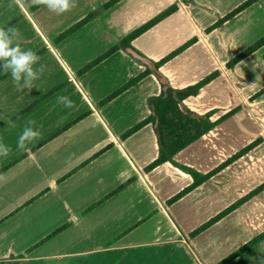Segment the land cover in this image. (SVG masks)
I'll list each match as a JSON object with an SVG mask.
<instances>
[{"label":"crops","instance_id":"1","mask_svg":"<svg viewBox=\"0 0 264 264\" xmlns=\"http://www.w3.org/2000/svg\"><path fill=\"white\" fill-rule=\"evenodd\" d=\"M15 1L21 12L16 14L23 17L14 25L23 37L21 47L40 55L46 70L31 90H19L10 76L0 81V140L12 148L7 157H0V264H217L259 234L246 225L244 202L191 236L233 204L234 195L236 201L243 197L230 193L234 186L223 169L227 165L172 201L192 183L191 176L170 162L145 170L157 156L149 123L123 137L149 115L146 100L159 93L155 77L149 74L101 103L144 67L117 50L82 71L136 27L128 23L131 26L118 38L115 25L125 17L119 15L114 24L110 16L127 12L122 7L130 0L118 1L63 38H58L62 32L109 0H95L98 4L88 6L90 0H78L84 1L83 8L71 21L63 18L69 12L59 17L31 0ZM188 6L199 22L196 14L205 13L204 5L191 0ZM44 9L47 12L40 13ZM164 19L131 42L151 60H159L191 38H196L192 51L211 46L196 31L181 41L180 33L160 25ZM12 22L7 13H0V27ZM219 29L208 32L205 39H212ZM156 41L166 43V53L153 54L148 46ZM172 60L158 70L174 88L210 74L172 85ZM2 72L0 68V76ZM61 95L70 97L74 107L58 103ZM29 119L37 122L41 135L19 150L17 141ZM205 135L175 154L176 165L204 175L221 164H213L212 152L204 147ZM260 249L264 251V239L226 264H259Z\"/></svg>","mask_w":264,"mask_h":264},{"label":"rangeland","instance_id":"2","mask_svg":"<svg viewBox=\"0 0 264 264\" xmlns=\"http://www.w3.org/2000/svg\"><path fill=\"white\" fill-rule=\"evenodd\" d=\"M4 1L5 3L1 4ZM90 1L87 6L91 3L98 4V1ZM162 1V3H149V0H130L126 7H122V10H127V12L110 13L114 24L119 21V15L125 17L123 21L115 25L116 36L121 38L126 27L132 24L134 27L142 24L158 14L155 10L169 3L165 6L167 8L173 3H170L171 0ZM242 1L244 0H199V4L204 5L202 9L205 13H197L199 22H195L192 13L188 11L190 1L184 3L183 0H176L177 12L172 13L160 24L180 33L181 41L196 31L205 44L207 41L211 43V46L207 45V49L201 47L194 51L190 44L188 49L171 58L170 60L173 59L172 62H174L172 70H174L175 77V81L171 83L172 85H183L216 71V76L212 81L202 87L196 96L185 99V104H183L197 114L209 113L211 121L230 112L229 116L222 119L206 135L204 134L203 141L204 147L212 152L210 157L213 164H227L223 169L232 177L230 185L234 186L229 191L230 193L237 192L239 197L264 185V92L257 94L264 87V49L257 54H251L247 60L231 68H227L225 63L264 35V0H259L258 3L218 26L220 29L212 34V39H205L208 32L199 29L207 24L211 25ZM76 5L75 13L70 11L64 14V20L71 21L75 17L76 10L81 11L83 8L84 1L77 0ZM86 8L88 10V7ZM46 12L47 9H44L40 13ZM0 13H7L8 18L14 20V24L13 22L8 23L12 26L23 18H20L21 14H16L21 12L14 1L0 0ZM128 23L131 25L127 26ZM152 35L156 33L153 31L151 34V39L154 41ZM165 45L166 43L156 41L148 47L153 54L158 55L166 53L167 50L163 48ZM254 140H256L255 144L247 152L232 160L231 157ZM232 199L236 202V195ZM243 214L246 225L253 234L264 231V188L245 201ZM257 251L259 264H264V251L262 249Z\"/></svg>","mask_w":264,"mask_h":264},{"label":"trees","instance_id":"3","mask_svg":"<svg viewBox=\"0 0 264 264\" xmlns=\"http://www.w3.org/2000/svg\"><path fill=\"white\" fill-rule=\"evenodd\" d=\"M118 1L120 0H109L104 4H102L101 6H99L94 11L87 13L82 19H80L78 22L70 26L66 31L62 32L58 38H63L67 36L68 34L75 31L79 27L83 26L84 24H86L88 21H90L91 19H93L103 11L110 8ZM188 1L191 0H183L184 3H187ZM258 1L259 0H244L243 2L235 6L232 10H230L229 12L221 16L219 19H217L215 22H213L209 27H207L205 29L206 32H210L211 30L217 28L221 24L227 22L228 20L236 16L239 12L243 11L244 9H246L247 7ZM176 9H177V5L175 3L169 5L167 8H165L164 10H162L152 18L148 19L147 21L133 28L123 38H121L117 44L109 48L102 55L95 58L89 64H87L85 67L82 68V71L88 70L89 68L93 67L94 65H96L97 63H99L104 58H106L107 56H109L110 54H112L117 50H122L133 60H135L144 67V69L138 75L129 78L122 86H120L114 92H112L107 97H105L101 103H105L111 100L112 98H114L121 92L125 91L126 89L130 88L131 86L136 84L140 79H142L143 77L149 74H152L155 77V79L159 84V93L154 96H149L146 100L147 107L149 109V115L141 122L137 123L128 131H126L123 137H126L134 133L139 128L149 123L156 136L157 156L155 160H153L145 168V170L148 171L151 168L160 165L164 162H170L171 164L175 165L176 167H178L179 169L183 170L184 172L188 173L191 176L192 183L186 189L181 191L179 194L175 195L171 199L172 201L178 199L181 195L199 186L200 184L205 182L208 178H210L215 172H217V170L227 165L226 163L225 164L221 163L219 166H217L213 170L203 175L189 167H185L183 165H176V163L173 161V157L180 150H182L186 146L198 140L202 135L212 130L216 125L220 123L222 119L230 115V112H227L218 119L211 121L209 119L210 117L209 113L197 114L189 110L183 104V101L188 97L196 96L199 90L216 76V71L208 74L207 76L203 77L202 79H200L199 81H197L192 85H188L183 88H174L168 83L167 78L163 76L158 70L161 65L166 63L168 60H170L178 53L186 49L190 44H192L195 41V38H191L190 40H188L187 42H185L184 44H182L181 46H179L178 48L171 51L170 53L163 56L157 61L151 60L150 58L146 57L142 52H140L139 50H137L132 46L131 42L134 39L139 37L141 34L149 30L151 27H153L155 24H157L158 22H160L161 20H163L173 12H175ZM262 46H264V35L258 40H256L254 43L247 46L246 48L238 52L236 55L231 57L225 63L226 67L231 68L235 66L237 63L247 58L249 55L257 51ZM8 76L10 75L2 74L0 76V81L4 80ZM263 92H264V87L261 88L257 92V94L260 95ZM256 140L249 143L246 147H244L233 157H231L232 160L233 158H236L237 156L247 152L253 146V144H255ZM103 150L104 149L96 153L94 157L100 154ZM262 188H264V185L257 187V189L252 190L251 193H248L247 195H244L243 197L238 199L228 208L221 211L218 215L212 217L210 220H208L207 222L199 226L197 229H195L191 233V236H194L195 234L204 230L205 228L213 224L218 218L222 217L223 215L230 212L234 208L243 204L253 194L257 193ZM263 239H264V231L252 237L245 244H243L235 251L230 253L228 256L220 260L217 264H226L230 262L238 255L247 251L249 248L256 245L258 242L262 241Z\"/></svg>","mask_w":264,"mask_h":264},{"label":"clouds","instance_id":"4","mask_svg":"<svg viewBox=\"0 0 264 264\" xmlns=\"http://www.w3.org/2000/svg\"><path fill=\"white\" fill-rule=\"evenodd\" d=\"M30 3L35 6H46L50 12L57 15L70 12L77 6L76 0H31ZM22 39V34L17 27H0V68L4 75H10L13 84L21 91L31 90L33 81L39 79L46 70V65L40 63L42 59L40 55L32 49L21 47ZM57 102L66 108L74 107L71 98L64 95L58 96ZM40 135L37 122L29 119L18 138L17 148L24 150L26 143L39 139ZM11 151V146L0 140V157H7Z\"/></svg>","mask_w":264,"mask_h":264}]
</instances>
